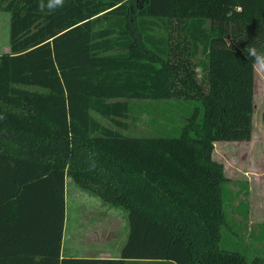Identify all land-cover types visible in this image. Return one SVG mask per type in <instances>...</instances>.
Here are the masks:
<instances>
[{
  "label": "trees",
  "instance_id": "16d2710c",
  "mask_svg": "<svg viewBox=\"0 0 264 264\" xmlns=\"http://www.w3.org/2000/svg\"><path fill=\"white\" fill-rule=\"evenodd\" d=\"M4 1L0 208L39 198L63 216L67 172L127 212L128 235L111 264H257L219 245L228 177L212 150L217 140L251 138L264 0ZM157 22L166 35L150 32ZM170 96L196 100L175 133L129 135L91 113L125 128L128 98ZM60 237L61 229L49 246L56 256ZM24 255L21 264H39Z\"/></svg>",
  "mask_w": 264,
  "mask_h": 264
},
{
  "label": "rangeland",
  "instance_id": "374dc122",
  "mask_svg": "<svg viewBox=\"0 0 264 264\" xmlns=\"http://www.w3.org/2000/svg\"><path fill=\"white\" fill-rule=\"evenodd\" d=\"M142 0H133L140 4ZM0 0V55L9 51V11ZM155 36L166 35L160 23L153 24L150 31ZM172 32V39L177 37ZM119 50V49H115ZM201 57L199 51L196 55ZM196 61V59H193ZM196 75L204 88H207L204 71L195 67ZM40 89L38 86H29ZM128 112L124 119L126 127L116 126L110 119L91 110L100 123L134 136L162 135L175 133L190 114L196 100L178 97H133L128 98ZM253 125L249 140H217L212 155L223 163L224 174L228 177L223 187V209L226 221L220 227L219 245L242 253L247 262L264 264V62L254 64L253 84ZM73 180L69 179V207L83 205L82 197L72 190ZM102 200L97 195L87 192ZM101 202V201H100ZM96 201L95 203H100ZM104 202V201H102ZM110 204L108 202H104ZM118 207V234L126 228V210ZM122 208V209H121ZM124 232V231H123Z\"/></svg>",
  "mask_w": 264,
  "mask_h": 264
},
{
  "label": "crops",
  "instance_id": "0c3cea01",
  "mask_svg": "<svg viewBox=\"0 0 264 264\" xmlns=\"http://www.w3.org/2000/svg\"><path fill=\"white\" fill-rule=\"evenodd\" d=\"M69 179L66 172L63 216L59 206L42 203L39 198L34 205L0 208V264H21L26 253L28 260L39 264H111L105 260L120 257L129 230L127 217L126 228L118 234V207L92 197L74 181L73 193L82 197L85 204L69 207ZM60 229V248L56 256L49 246ZM69 258L77 261L65 260ZM125 264L174 262L127 258Z\"/></svg>",
  "mask_w": 264,
  "mask_h": 264
}]
</instances>
